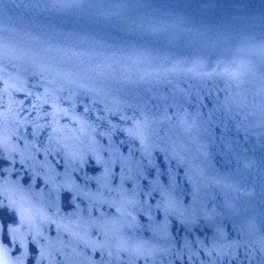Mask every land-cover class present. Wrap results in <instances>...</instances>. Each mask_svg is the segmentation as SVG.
<instances>
[{
  "label": "water",
  "instance_id": "water-1",
  "mask_svg": "<svg viewBox=\"0 0 264 264\" xmlns=\"http://www.w3.org/2000/svg\"><path fill=\"white\" fill-rule=\"evenodd\" d=\"M0 201L8 264H264V0H0Z\"/></svg>",
  "mask_w": 264,
  "mask_h": 264
},
{
  "label": "snow or ice",
  "instance_id": "snow-or-ice-1",
  "mask_svg": "<svg viewBox=\"0 0 264 264\" xmlns=\"http://www.w3.org/2000/svg\"><path fill=\"white\" fill-rule=\"evenodd\" d=\"M169 71L171 72H175L176 68L173 67L172 69H169ZM211 75V74H209ZM141 79H144L143 76H141ZM145 120H147V117L145 118ZM183 124H188V121L185 119L184 121H182ZM195 126V121H193L192 124H188V127L185 129L186 131H190L191 128ZM0 206H3V202L0 201ZM9 231H13L11 229H9ZM13 243H15V240H13ZM0 264H8V260H7V249L6 246H4L3 244H0ZM19 264H23V261L20 260Z\"/></svg>",
  "mask_w": 264,
  "mask_h": 264
}]
</instances>
